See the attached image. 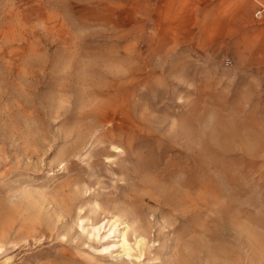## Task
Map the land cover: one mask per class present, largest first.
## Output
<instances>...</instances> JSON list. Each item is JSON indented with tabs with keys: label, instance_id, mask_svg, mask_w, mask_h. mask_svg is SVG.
Listing matches in <instances>:
<instances>
[{
	"label": "rangeland",
	"instance_id": "1",
	"mask_svg": "<svg viewBox=\"0 0 264 264\" xmlns=\"http://www.w3.org/2000/svg\"><path fill=\"white\" fill-rule=\"evenodd\" d=\"M245 4L0 0V264H174L187 253L188 264H264V5L257 2L245 18ZM124 9L139 20L121 27ZM126 67L155 69L164 79L132 87L146 96L136 112L146 114L145 133L163 138L142 144L144 163L129 159L118 137L89 146L85 132L97 125L80 117L92 105L88 90ZM112 143L120 150L107 161ZM199 177L207 180L208 205L182 214V183ZM130 195L138 197L131 207L145 230L139 258L114 248L113 234L86 233L126 210ZM126 211L131 218L133 210Z\"/></svg>",
	"mask_w": 264,
	"mask_h": 264
},
{
	"label": "bare ground",
	"instance_id": "2",
	"mask_svg": "<svg viewBox=\"0 0 264 264\" xmlns=\"http://www.w3.org/2000/svg\"><path fill=\"white\" fill-rule=\"evenodd\" d=\"M11 1V0H10ZM38 1V0H37ZM100 1V0H99ZM17 2V1H16ZM32 2V1H30ZM74 2V1H73ZM88 2V1H87ZM207 2V1H206ZM257 2L259 3H263L264 5V0H245V5L240 6V10L242 11V16L243 17H247L250 13V11L255 10L258 11V9H256V5ZM72 3V2H71ZM104 3V2H103ZM217 3V2H215ZM237 3V2H236ZM11 4V3H10ZM28 5V4H27ZM30 5V4H29ZM32 5V4H31ZM41 5V4H39ZM235 5V4H234ZM13 6V4H12ZM11 6V8H12ZM48 6V5H47ZM206 6V5H205ZM8 7V6H7ZM121 7V6H120ZM124 7V6H123ZM198 7V6H197ZM234 7V6H233ZM6 8V7H5ZM14 8V6H13ZM12 8V9H13ZM16 8V7H15ZM24 8V7H23ZM30 8V7H28ZM34 8V7H33ZM43 8V7H42ZM133 9V8H132ZM29 10V9H28ZM116 10V9H115ZM134 10V9H133ZM264 10V9H262ZM23 11V10H22ZM200 11V10H199ZM254 11V12H255ZM261 11V9L259 10ZM43 12V11H42ZM27 13V12H26ZM130 12L127 9L124 10H119L118 15H119V19L121 20V27L124 26H128V24H131V21L135 22L137 20H139V18H136L135 16H131L129 14ZM204 13V12H203ZM263 13V12H262ZM25 14V12H24ZM201 14V13H200ZM207 15L208 14H204ZM13 16V15H12ZM15 16V15H14ZM44 16V15H43ZM197 16V15H196ZM219 16V15H218ZM264 16V14H263ZM18 17V16H17ZM25 17V16H24ZM20 18V17H19ZM26 18H29L26 17ZM5 19V18H4ZM33 19V18H32ZM46 19V18H45ZM142 20L144 18H141ZM201 19V18H200ZM241 19V18H240ZM6 20V19H5ZM4 20V23H5ZM14 20V19H13ZM56 20V19H55ZM207 20V19H206ZM7 21V20H6ZM16 21V20H15ZM29 21V20H28ZM32 21V20H31ZM141 21V20H140ZM11 22V21H10ZM9 22V23H10ZM30 22V21H29ZM48 22H52L51 20ZM3 23V24H4ZM63 23V21H62ZM89 23V22H88ZM95 23V22H94ZM159 23V22H158ZM210 23V22H209ZM228 23V22H227ZM15 24V23H14ZM30 24V23H29ZM65 24V23H64ZM258 24V23H257ZM26 25V24H25ZM47 25V24H46ZM51 25V24H50ZM4 26V25H3ZM20 26V25H19ZM27 26V25H26ZM43 26V25H42ZM88 26V25H87ZM91 26V25H90ZM115 26V25H114ZM14 27V26H13ZM37 27V26H36ZM46 27V26H45ZM48 27V26H47ZM47 27L44 28L45 31H47ZM54 27V26H53ZM52 27V28H53ZM60 27V26H59ZM58 27V28H59ZM84 27V26H83ZM86 27V26H85ZM116 27V26H115ZM246 27V26H245ZM21 28V27H20ZM19 28V29H20ZM38 28V27H37ZM73 28V27H72ZM82 28V27H81ZM232 28V27H231ZM237 28V27H236ZM239 28V27H238ZM40 29V28H39ZM5 30V29H4ZM10 30V29H9ZM23 30V29H22ZM25 30V29H24ZM38 30V29H37ZM42 30V29H41ZM75 30V29H74ZM120 30V29H119ZM122 30V29H121ZM200 30V29H199ZM202 30V28H201ZM17 31V29H16ZM30 31V30H29ZM236 31V30H235ZM6 32V31H5ZM12 32V29H11ZM21 32V31H20ZM19 32V33H20ZM44 32V31H43ZM49 32V31H48ZM51 32V31H50ZM234 32V31H233ZM239 32V31H238ZM14 33V31H13ZM18 33V34H19ZM41 33V32H40ZM46 33V32H45ZM58 33V32H57ZM56 33V34H57ZM8 34V32H7ZM54 34V35H56ZM237 34V33H236ZM28 35V33L26 34ZM72 35V33H71ZM205 35V34H204ZM208 35V33H207ZM233 35V33H232ZM10 36V35H9ZM195 36V35H194ZM192 36V37H194ZM53 37V36H52ZM56 37V36H55ZM61 37V36H60ZM203 37V36H202ZM234 37V36H233ZM62 38V37H61ZM230 38V37H229ZM29 39V38H28ZM35 39V38H34ZM26 40V39H25ZM31 40V39H30ZM202 40V39H201ZM200 40V41H201ZM220 40V39H219ZM5 41V40H4ZM51 41V40H50ZM217 41V40H216ZM248 41V40H247ZM251 41V40H250ZM1 42V40H0ZM13 42V41H12ZM239 42V41H238ZM245 42V41H244ZM253 42V41H252ZM5 43V42H3ZM34 43V42H33ZM203 43V42H202ZM27 44V43H26ZM41 44V43H40ZM57 44V43H56ZM60 44V43H59ZM65 44V43H64ZM76 43L74 42L73 45H75ZM25 45V44H24ZM36 45V44H35ZM62 45V44H61ZM77 45V44H76ZM201 45V44H200ZM203 45V44H202ZM2 46V45H1ZM0 46V47H1ZM26 46V45H25ZM43 46V45H42ZM68 46V44H67ZM97 46V45H96ZM116 46V45H115ZM114 46V48H115ZM129 46V45H127ZM244 46V45H243ZM6 47V46H5ZM70 47V46H69ZM84 47V45H83ZM119 47V46H117ZM131 47V46H130ZM242 47V46H241ZM45 48V47H44ZM49 48V47H48ZM63 48V46H62ZM77 48V47H76ZM134 48V46H133ZM5 49V48H4ZM65 49H67L65 47ZM126 49V48H125ZM63 50V49H62ZM74 50V49H73ZM124 50V49H123ZM251 50V48H250ZM4 51V50H3ZM24 51V50H23ZM40 51V50H39ZM118 51V49L116 50ZM127 51V50H126ZM151 51V50H150ZM242 51V50H241ZM113 52V51H112ZM137 52V51H136ZM250 52V51H249ZM4 53V52H3ZM19 53V52H18ZM26 53V52H25ZM28 53V51H27ZM139 53V52H138ZM16 54V53H15ZM20 54V53H19ZM38 54V53H37ZM67 54V53H66ZM74 54V53H73ZM78 54V53H77ZM88 54V53H87ZM117 54V53H116ZM115 54V55H116ZM121 54V53H120ZM126 54V53H125ZM30 55V54H29ZM34 55V54H33ZM68 55V54H67ZM66 55V56H67ZM251 55V54H250ZM20 56V55H19ZM38 56V55H37ZM84 56V55H83ZM82 56V57H83ZM119 56V55H118ZM125 56V55H124ZM14 57V56H13ZM134 57V56H133ZM2 58V57H1ZM71 58V57H70ZM115 58V57H114ZM117 58V57H116ZM167 58V57H166ZM3 59V58H2ZM17 59V58H16ZM128 59V58H127ZM131 59V57H130ZM129 59V60H130ZM133 59V58H132ZM10 60V58H9ZM112 60V57H111ZM162 60V59H161ZM114 61V60H113ZM136 61V60H135ZM168 61V60H167ZM175 61V60H174ZM243 61V60H242ZM246 61V60H245ZM109 62V61H108ZM117 62V61H116ZM139 62V61H138ZM162 62V61H161ZM10 63V61L8 62ZM68 63V62H67ZM119 63V62H117ZM168 63V62H167ZM176 63V62H175ZM4 64V62H3ZM13 64V63H12ZM86 64V63H84ZM137 64V63H136ZM147 64V62H146ZM160 64V63H159ZM14 65V64H13ZM23 65V64H22ZM82 65V64H81ZM114 65V64H113ZM12 66V65H11ZM17 66V65H16ZM15 66V67H16ZM94 66V65H93ZM118 66V65H117ZM141 66V65H140ZM157 66V65H156ZM159 66V65H158ZM9 67V66H8ZM103 67V66H102ZM110 67V66H109ZM113 67V66H112ZM125 67V66H124ZM131 67V66H130ZM130 67H126L125 70L120 69L119 72H117L118 74H115L114 76V80L112 82V79H107L105 81L104 86L100 87L99 89L97 88H91L88 90V95L89 97L92 99V105L88 106V108L84 109L83 113L80 115L81 118H93L94 119V123L97 125L94 128V124H91L88 126L87 128V132H85V135H88V141L91 140V142L89 143V146H91V144L97 143V144H102L104 143L105 139L109 138L112 136V140L116 137H118L119 139H121L123 142L126 143V145L128 146L129 149V153H126V156H129V159H136L138 162L142 161L144 163V159H145V155H142L141 152V148L143 146L146 145V143H148V141H154V142H161L163 140V138H161L158 135H147L145 133V129H144V122L143 120L146 118V114L142 113L141 116H138V114L136 112L139 111V109H144V106L147 104V102L145 101L144 98V92H140V93H135L134 92V86L137 84H142L144 82H146L147 78H154V80L158 83L161 84L163 82V76L161 75V72H157L155 69H150L147 71H142V69L140 68H133L131 69ZM135 67V66H134ZM166 67V66H165ZM164 67V68H165ZM27 68V67H26ZM66 68V67H65ZM79 68V67H78ZM77 68V69H78ZM111 68V67H110ZM179 68V67H177ZM119 69V67L117 68ZM172 69V68H171ZM101 70V69H99ZM115 70V69H114ZM162 70V69H161ZM179 70V69H178ZM34 71V70H33ZM63 71V70H62ZM94 71V70H93ZM183 70H181L182 72ZM192 71V70H191ZM78 72V71H77ZM84 72V69H83ZM95 72V71H94ZM101 72V71H100ZM104 72V71H103ZM168 72V71H167ZM190 72V71H187ZM26 73V72H25ZM31 73V72H30ZM33 73V72H32ZM31 73V74H32ZM104 74V73H103ZM102 74V76H103ZM155 74H158V76H156ZM174 74V73H173ZM180 74V73H179ZM21 75V74H20ZM30 75V74H29ZM141 75L143 76L142 78ZM154 75V76H153ZM185 75V74H184ZM189 75V74H188ZM106 76V75H105ZM152 76V77H151ZM172 76V75H171ZM88 77V76H87ZM173 77V76H172ZM171 77V78H172ZM187 77V76H186ZM100 78V77H99ZM189 78V77H188ZM56 79V78H55ZM85 79V78H84ZM96 79V78H95ZM148 79V80H149ZM168 80V78H167ZM61 81V79H60ZM72 81V80H71ZM100 81V80H99ZM97 82V81H96ZM102 82V81H101ZM100 82V83H101ZM148 82V81H147ZM56 83V82H55ZM95 83V82H94ZM98 83V82H97ZM103 83V82H102ZM169 83V82H168ZM54 84V83H53ZM87 84V83H86ZM172 84V83H171ZM65 85V84H64ZM71 85V84H70ZM84 85V84H83ZM82 85V87H83ZM95 85V84H94ZM99 85V84H98ZM97 85V86H98ZM148 85V84H147ZM162 85V84H161ZM55 86V85H54ZM85 86V85H84ZM175 86V85H173ZM91 87V86H90ZM134 87V88H132ZM144 87V86H143ZM190 87V85H189ZM73 88V87H72ZM81 88V87H80ZM87 88V87H86ZM137 88V86H136ZM160 88V87H158ZM177 88V87H176ZM78 89V88H77ZM83 89V88H82ZM81 89V90H82ZM169 89V88H168ZM59 92H64V94L62 95L64 97L65 92L67 91V88H59L58 89ZM61 90V91H60ZM80 90V91H81ZM111 90H115L113 91L114 95L109 96ZM142 90V89H141ZM155 90V89H154ZM175 90V89H174ZM187 90V89H186ZM55 91V90H54ZM73 91V90H72ZM160 91V90H159ZM191 91V90H190ZM56 92V91H55ZM58 92V93H59ZM74 92V91H73ZM79 92V91H78ZM77 92V93H78ZM137 92V91H136ZM85 93V92H84ZM51 94H52V90H51ZM55 94V93H54ZM79 94V93H78ZM189 94V93H188ZM53 95V94H52ZM159 95V94H158ZM54 96V95H53ZM52 96V97H53ZM56 96V95H55ZM58 96V95H57ZM61 96V97H62ZM76 96V95H75ZM109 96V97H108ZM149 96V95H148ZM60 97V98H61ZM99 97V98H98ZM111 97V98H110ZM159 97V96H158ZM67 98V97H65ZM81 97L78 98V100ZM86 98V97H85ZM163 98V97H162ZM168 98V97H167ZM62 99V98H61ZM53 100V99H52ZM59 99H57L56 101H58ZM77 100V101H78ZM81 100V99H80ZM79 100V102H80ZM89 100V99H88ZM162 100V99H161ZM166 100V99H165ZM60 101V100H59ZM65 101V100H64ZM69 101V100H68ZM76 101V99H75ZM148 101V100H147ZM154 101V100H153ZM54 102V101H53ZM63 101H61L62 103ZM161 102V101H160ZM60 103V104H61ZM86 103V102H85ZM150 103V102H149ZM58 104V103H57ZM64 104V103H63ZM80 104H82L80 102ZM154 105V104H153ZM160 105V104H159ZM59 107V106H58ZM152 107V106H151ZM147 109V108H146ZM145 109V111H146ZM156 109V108H155ZM165 109V108H164ZM148 110V109H147ZM151 110V109H149ZM157 110V109H156ZM164 111V110H163ZM162 111V112H163ZM144 112V111H143ZM80 113V112H79ZM141 113V112H140ZM174 113V112H173ZM78 114V113H77ZM157 114V113H156ZM176 115V114H175ZM155 116V115H154ZM153 116V117H154ZM169 114L167 115V113L165 114L164 118H168ZM172 116V115H171ZM171 116L169 117L170 120ZM163 117V116H162ZM163 119V118H162ZM153 120V119H151ZM165 120V119H164ZM156 121L158 124H161L162 122L161 119L159 117L156 118ZM103 123H105L104 125H102ZM172 123V122H171ZM172 125V124H171ZM149 129V128H148ZM162 136V135H161ZM170 137V136H169ZM91 138V139H90ZM87 141V142H88ZM166 141V140H165ZM86 142V143H87ZM143 144V146H142ZM205 148V147H203ZM145 149V148H144ZM165 149V148H164ZM119 146L115 145L114 143L109 144V150H107V152L109 154H106L105 158L107 159V161H109L113 156V152H118ZM143 151V150H142ZM172 152V151H171ZM204 152V151H202ZM112 153V155H111ZM207 154V153H206ZM205 154V157H206ZM204 156V155H203ZM202 156V157H203ZM144 165V164H143ZM203 169V168H202ZM202 172V171H201ZM206 172V171H205ZM203 174V172H202ZM199 176V175H198ZM197 176V177H198ZM201 177V176H200ZM199 177V179H200ZM204 177V175H203ZM206 177V175H205ZM207 178V177H206ZM199 179H194L192 181H185L184 183H182V185H184L187 189L186 192L182 193L180 195V197L177 199V203L178 205L182 208H180L181 213H191V212H195L196 213H200L201 210L199 209V205L203 204V206H207V198L210 196L209 194V189H207V184L205 183V181L207 182V180L204 181V183H202L203 181L200 179V184L201 185V189L195 193V195H192V187H194V185H197V183H199ZM182 181V180H180ZM178 185H181L178 184ZM212 186V185H211ZM210 186V187H211ZM173 188V187H172ZM176 188V187H175ZM181 190V189H180ZM212 190V189H210ZM177 191V190H176ZM146 192V191H145ZM178 192V191H177ZM216 192V191H215ZM178 194V193H176ZM166 195V193H165ZM216 195V193H215ZM132 196V195H130ZM135 197H131L127 203V208L126 210H128V206L129 208H131L133 210L131 218H128L129 213L123 209L120 208L117 210L116 214H112V218L111 219H107L105 223H98V222H93L90 225V228L88 230H86V233L89 235V237H96V238H102V237H108L111 236V234H113V236H117L118 237V245H116L115 243L111 244L114 248L119 247L120 251H123L124 254L126 255H133L136 258H139L140 256H142L143 254H145L146 250H147V244L145 241V236H144V228L137 225L136 221V214H135V210L133 209L134 207H131V204L134 203L135 199L138 198L137 195H134ZM172 196V195H171ZM214 196V194H213ZM212 196V197H213ZM217 196V195H216ZM211 197V196H210ZM215 197V196H214ZM213 197V198H214ZM133 198V199H132ZM212 198V199H213ZM210 199V198H209ZM217 199V197L215 198V200ZM171 200V199H170ZM214 200V202H215ZM172 201V200H171ZM170 202V201H169ZM59 206L62 210H65L67 208V201L64 200L63 198H61L59 200ZM176 203V204H177ZM170 204V203H169ZM172 204V203H171ZM170 204V205H171ZM211 205H212V200H211ZM217 205V204H216ZM98 203L95 201L93 203V205L91 206L90 211L94 212L97 208H98ZM175 207V206H173ZM177 207V205H176ZM178 208V207H177ZM210 209V206H209ZM36 211V209H34ZM207 210V209H206ZM38 211V210H37ZM205 211V210H204ZM128 215V216H127ZM189 215V214H188ZM15 216V215H12ZM18 216V215H16ZM15 216V217H16ZM15 217H11L15 218ZM190 217V216H189ZM207 217V215H206ZM197 220V219H196ZM16 221V219L14 220ZM6 222V220H5ZM4 222V224H6ZM24 222V221H23ZM204 222V221H203ZM126 223V229L125 230H118V226L120 224H124ZM9 224V223H7ZM21 224V222H20ZM204 224V223H203ZM12 225V224H11ZM22 225V224H21ZM106 225L108 226L107 232L100 235L101 229H104L106 227ZM5 227V226H4ZM199 228V227H198ZM83 231L85 230L82 227ZM3 230V229H2ZM195 230V229H194ZM197 230V229H196ZM203 230V229H202ZM201 232V231H200ZM130 235H133V242L131 243V239H130ZM1 248V247H0ZM107 247H104V249H107ZM222 250V249H221ZM216 251V249H215ZM211 253V252H210ZM218 253V252H217ZM188 254V253H187ZM186 254V255H187ZM193 254V253H192ZM212 254V253H211ZM215 254V253H214ZM185 254L184 255H180L178 257V259L176 260V262L174 264H188L189 262V256L187 257ZM216 255V254H215ZM225 255V254H224ZM212 257L216 256L212 255ZM220 257V256H219ZM192 258V257H191ZM225 258V257H224ZM210 259V258H209ZM213 259V258H212ZM211 259V260H212ZM192 262L193 258L190 259ZM219 260H221L219 258ZM225 261V260H224ZM215 262V261H214ZM213 262V263H214ZM211 264V262L209 263ZM224 264V263H223Z\"/></svg>",
	"mask_w": 264,
	"mask_h": 264
}]
</instances>
